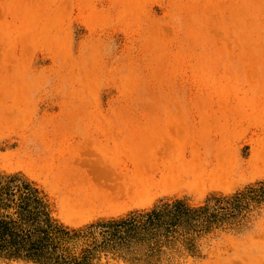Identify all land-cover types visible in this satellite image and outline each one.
<instances>
[{
	"label": "rangeland",
	"instance_id": "1",
	"mask_svg": "<svg viewBox=\"0 0 264 264\" xmlns=\"http://www.w3.org/2000/svg\"><path fill=\"white\" fill-rule=\"evenodd\" d=\"M0 264H264V0H0Z\"/></svg>",
	"mask_w": 264,
	"mask_h": 264
}]
</instances>
